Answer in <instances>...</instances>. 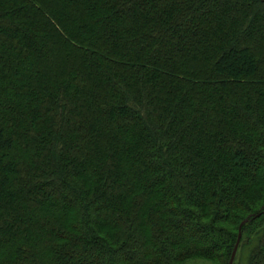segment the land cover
<instances>
[{
	"label": "trees",
	"instance_id": "obj_1",
	"mask_svg": "<svg viewBox=\"0 0 264 264\" xmlns=\"http://www.w3.org/2000/svg\"><path fill=\"white\" fill-rule=\"evenodd\" d=\"M264 264V0H0V264Z\"/></svg>",
	"mask_w": 264,
	"mask_h": 264
},
{
	"label": "water",
	"instance_id": "obj_2",
	"mask_svg": "<svg viewBox=\"0 0 264 264\" xmlns=\"http://www.w3.org/2000/svg\"><path fill=\"white\" fill-rule=\"evenodd\" d=\"M247 220H248V218H245V219H244L243 221H241V223L239 224L237 239H236V242H235L234 247H233V249H232V252H231V255H230V258H229L228 264H233L234 257H235V254H236V251H237V248H238V244H239V241H240V237H241V226H242V224L245 223Z\"/></svg>",
	"mask_w": 264,
	"mask_h": 264
}]
</instances>
